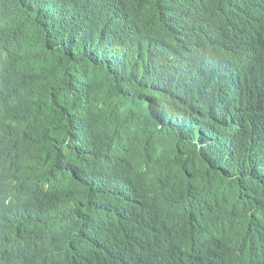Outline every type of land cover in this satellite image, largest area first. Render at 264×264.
<instances>
[{
    "label": "trees",
    "instance_id": "obj_1",
    "mask_svg": "<svg viewBox=\"0 0 264 264\" xmlns=\"http://www.w3.org/2000/svg\"><path fill=\"white\" fill-rule=\"evenodd\" d=\"M0 264H264V0H0Z\"/></svg>",
    "mask_w": 264,
    "mask_h": 264
},
{
    "label": "water",
    "instance_id": "obj_2",
    "mask_svg": "<svg viewBox=\"0 0 264 264\" xmlns=\"http://www.w3.org/2000/svg\"><path fill=\"white\" fill-rule=\"evenodd\" d=\"M8 114L9 113H7V115H3V117H0V119H3V121H1L2 124H0V128L2 126H5V128H6V126H8V123L11 120V116H8Z\"/></svg>",
    "mask_w": 264,
    "mask_h": 264
},
{
    "label": "clouds",
    "instance_id": "obj_3",
    "mask_svg": "<svg viewBox=\"0 0 264 264\" xmlns=\"http://www.w3.org/2000/svg\"><path fill=\"white\" fill-rule=\"evenodd\" d=\"M0 94H1V91H0ZM1 121H3V119H0V124H2Z\"/></svg>",
    "mask_w": 264,
    "mask_h": 264
}]
</instances>
